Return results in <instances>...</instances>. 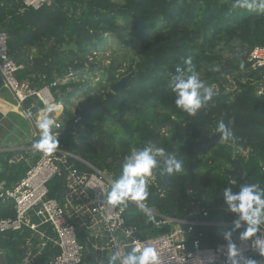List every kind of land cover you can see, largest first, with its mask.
Instances as JSON below:
<instances>
[{
    "label": "trees",
    "instance_id": "trees-1",
    "mask_svg": "<svg viewBox=\"0 0 264 264\" xmlns=\"http://www.w3.org/2000/svg\"><path fill=\"white\" fill-rule=\"evenodd\" d=\"M233 3L234 0H53L50 6L39 10L19 12L17 0H0V32L7 36L8 54L18 66L17 79L27 80L36 89L50 86L79 68L74 75L78 81L51 88L55 104L63 105L65 128L60 129L58 140L66 151L96 170L107 172L115 183L133 148H163L166 155H175L183 162L184 171L173 175L163 172L162 179L148 177L145 207L178 221L197 219L228 224L239 217L228 209L224 190L230 187L237 192L249 183L264 188V70H252L245 61L248 51L264 48V13L233 8ZM117 20L129 21L132 36L140 42V56L124 71L118 65L109 66L103 74V85L110 86L129 73L134 76L124 92L108 91L102 101L92 104L90 111L76 110L74 115L80 117V122L72 126L70 99L78 92L83 94L79 79L93 76L96 70V64L87 60L86 45L100 39L103 33H115ZM94 33L99 35L88 37ZM69 44H74L75 50H62ZM234 44L239 45L238 50ZM218 47L224 54L235 56L222 63L216 55ZM31 49H35L34 54ZM188 58L191 65L185 64ZM215 64L222 66L219 72L211 70ZM177 67L185 77L191 74L190 70L201 73L207 68L206 79L217 87L213 89V100L195 116L175 105L171 84ZM222 74L234 75L233 91L221 84L218 77ZM258 89L262 90L259 96ZM31 102L26 101L24 106L29 107ZM41 108L37 103L31 112ZM220 121H231L233 137L227 143L220 141L216 132ZM213 136L217 137V145L205 149L201 138ZM231 159L240 161L242 180L225 173ZM0 160V182L10 188L24 176L29 162H15L10 152L0 155ZM75 165L81 171H89L79 163ZM160 165L163 169L162 161ZM47 187L49 196L60 201L56 193L62 190V181L52 178ZM197 210L199 214H195ZM202 210L207 213L206 218L202 217ZM123 215L126 225L136 228L142 239L172 230V224L157 225L159 217L131 202ZM13 217L12 202L1 203L0 219ZM46 228L40 230L53 237ZM182 228L186 229L184 225ZM234 228L198 226L187 235L186 242L189 244L195 237L201 247H213L225 241V231ZM238 231H233L232 237H239ZM87 236L89 232L77 233L88 261L94 251ZM40 243L39 236L27 228L0 234L3 264H24L31 248L32 254L39 253L33 264H45L56 248L51 243L41 247Z\"/></svg>",
    "mask_w": 264,
    "mask_h": 264
},
{
    "label": "built area",
    "instance_id": "built-area-1",
    "mask_svg": "<svg viewBox=\"0 0 264 264\" xmlns=\"http://www.w3.org/2000/svg\"><path fill=\"white\" fill-rule=\"evenodd\" d=\"M17 1L20 3L19 12L24 9L39 10L53 2ZM6 42L7 36L0 32V81L12 98L14 106L30 116L33 104L40 103L42 109L55 105L51 88L76 80L75 72L70 71L66 78L36 89L27 80L17 79L18 66L9 56ZM234 56V53L224 54L222 63L224 60L233 59ZM245 61L252 70H264V48L254 47L248 51ZM256 94L261 95L262 90L258 89ZM28 100L32 102L29 107H25L24 103ZM72 115L70 124L74 126L80 122V117L74 115V111ZM54 124L58 125L53 131L59 139L60 129L65 128L63 120ZM71 133L74 134L73 131ZM36 135L39 138L40 132ZM28 149L36 152L32 146ZM39 153L33 157L34 161L28 163V169L16 184L5 188L4 183L0 182V204L9 200L14 209L13 218L0 219V234L27 228L39 236L41 247L51 243L56 248V253L45 264H106L101 254L105 253L106 258H109L119 250L123 257L133 247L145 246L156 249L161 264H227V240L213 247H201L199 238L194 237L189 244L186 239L198 226L235 227V223H206L197 219L178 221L159 216L153 209L144 207L141 208L143 211L160 218L157 225L172 224V230L167 234L142 239L138 236L136 228L126 225L123 212L107 204L105 196L114 184L107 172L96 170L89 163L66 151L61 143L50 155ZM75 163L81 164L89 171L79 170ZM52 178L62 181V190L56 193L60 196V201L49 196L47 184ZM199 213L198 210L195 212ZM201 215L203 218L207 217L203 210ZM183 225L186 229L182 228ZM44 226H47L53 237H47L46 231L40 230ZM78 231L89 232L86 239L94 253L88 261L85 259V248L78 242ZM260 238L264 240V229ZM232 240L238 244L245 257L259 259L251 242H241L239 237H232ZM38 254H32L31 248L24 264H33ZM1 255L0 252V257Z\"/></svg>",
    "mask_w": 264,
    "mask_h": 264
},
{
    "label": "clouds",
    "instance_id": "clouds-1",
    "mask_svg": "<svg viewBox=\"0 0 264 264\" xmlns=\"http://www.w3.org/2000/svg\"><path fill=\"white\" fill-rule=\"evenodd\" d=\"M232 7L264 13V0H234ZM185 64L191 65V58L186 59ZM211 70L219 72L220 68L213 66ZM175 72L176 75L171 84V91L175 95V105L190 116H195L199 110L209 105L215 92L211 86L201 80L198 72L190 70L191 74L186 77L179 67L175 69ZM48 111L50 112L51 109ZM229 124L220 121L216 128L219 140L225 143L233 137ZM38 127L40 137L32 144L33 149L45 156L54 153L59 148V140L53 129L58 125L54 124L52 118L45 116ZM161 161L164 164L162 171L168 175L180 174L184 171L183 162L175 155H166L163 148L152 145L133 148L124 159L119 178L105 196L107 204L119 207L121 212L128 207L129 202L144 208L149 196L147 178L153 175ZM232 183L235 181L233 180ZM223 198L230 212L239 217L234 222L235 228L224 232V239L228 241L227 264H264V240L260 238L264 229V188L257 183H249L240 187L239 191L233 192L229 187L224 190ZM242 228L243 231H238ZM233 231H238L241 242H251L259 259L243 255L238 244L232 240ZM118 262L119 264H161L158 252L150 246L133 247L123 257L120 251L116 250L108 258L107 264H118Z\"/></svg>",
    "mask_w": 264,
    "mask_h": 264
},
{
    "label": "rangeland",
    "instance_id": "rangeland-1",
    "mask_svg": "<svg viewBox=\"0 0 264 264\" xmlns=\"http://www.w3.org/2000/svg\"><path fill=\"white\" fill-rule=\"evenodd\" d=\"M117 30L115 33H103L99 37L100 39L96 41H91L88 45H86V49L88 51L87 60L91 63L96 64V70L93 76L83 75L79 87L83 89L82 95L80 92L76 93L71 99L70 103L74 102V106L70 107V111H76L77 105L81 102L90 100V105L94 103H98L102 101L103 96L106 92L110 91V86H105L103 74L105 70L111 66H120L124 71L127 66L131 65L135 61L139 59L140 56V42L134 38L131 34L130 23L127 20H117L116 21ZM99 34L91 35L92 38L97 37ZM233 47L235 49H239L238 44H234ZM221 48H217L216 55L223 61L224 53L220 51ZM219 50V51H218ZM225 61V60H224ZM219 66L218 64L212 65ZM222 68V66H219ZM210 71V68H208ZM121 70V71H122ZM207 73V68L203 69L201 73H199L200 78L204 83L208 86H211L213 89L217 88L215 84H209V80L206 79L205 75ZM233 76L222 74L218 79H220L221 84L228 91H233L235 89ZM78 81V79H76ZM71 81V80H70ZM77 83V82H75ZM89 89L90 92L85 94ZM60 109V107H57ZM91 110V109H90ZM90 110H87L90 111ZM152 210V209H151ZM0 264H3L2 258L0 259Z\"/></svg>",
    "mask_w": 264,
    "mask_h": 264
},
{
    "label": "crops",
    "instance_id": "crops-1",
    "mask_svg": "<svg viewBox=\"0 0 264 264\" xmlns=\"http://www.w3.org/2000/svg\"><path fill=\"white\" fill-rule=\"evenodd\" d=\"M34 53L35 49H31V54ZM1 88H3L2 83L0 84V89ZM35 106L36 104H33V107ZM73 106L74 102L73 104L71 102V109ZM57 107H60V109L55 110ZM41 109L37 112H32L29 116L23 113L21 109H17L14 106L12 98L7 91L3 96L0 95V155L10 152L15 162L23 161L24 159H26L27 162H32L37 151L32 152L28 148L32 146L33 140L37 138L36 133L38 134L40 132L38 124L45 116L52 118L54 122L63 120L62 104H53L52 107ZM48 109H51V111L49 112ZM102 256L105 258L104 260H106L107 264L108 258H106L105 253L101 254V257Z\"/></svg>",
    "mask_w": 264,
    "mask_h": 264
},
{
    "label": "water",
    "instance_id": "water-1",
    "mask_svg": "<svg viewBox=\"0 0 264 264\" xmlns=\"http://www.w3.org/2000/svg\"><path fill=\"white\" fill-rule=\"evenodd\" d=\"M101 30H103V28H101ZM95 35H96V33H94V36ZM88 37L90 38L91 35H89ZM62 50H65V51L75 50V45L69 44L67 46H63ZM78 70H79V68H76V69L71 70V72H76ZM133 76H134V73H129V74L121 77L115 83L110 85V92L112 94H118V93H121V92H124L125 90H127L129 81L131 80V78ZM0 84H1V81H0ZM5 92H6L5 88L0 89V95L1 96H3V94ZM224 93H226V92L224 91ZM91 108H92V105L88 104L87 101L81 102L77 105V109L79 111H87V110H90ZM200 141L203 144V146L205 147V149H207V150H210L217 145V137L216 136H213L211 138L202 137ZM228 165H229V168L225 169V173L232 178H237L238 180H242L244 177V171H243V168L241 166L240 161L238 159H231L228 161ZM152 176L155 178H160V179L163 178V171L161 169L160 164H158L157 169L154 171ZM131 203L136 205L134 202H131Z\"/></svg>",
    "mask_w": 264,
    "mask_h": 264
}]
</instances>
